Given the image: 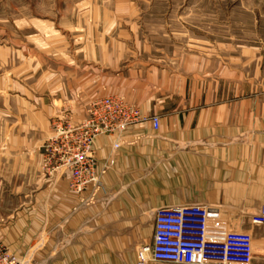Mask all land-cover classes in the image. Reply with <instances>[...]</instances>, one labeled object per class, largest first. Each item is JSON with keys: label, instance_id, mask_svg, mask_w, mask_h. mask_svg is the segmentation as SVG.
Returning a JSON list of instances; mask_svg holds the SVG:
<instances>
[{"label": "crops", "instance_id": "0c3cea01", "mask_svg": "<svg viewBox=\"0 0 264 264\" xmlns=\"http://www.w3.org/2000/svg\"><path fill=\"white\" fill-rule=\"evenodd\" d=\"M236 4L238 17L217 4L207 37L170 49L130 26L40 50L37 95L6 102L0 120V241L21 264H138L154 213L193 204L219 211L211 239H243L264 264V226L252 222L264 207V0ZM112 95L149 120L95 141L99 169L114 165L100 190L77 194L69 174H49L43 146L53 119L80 125Z\"/></svg>", "mask_w": 264, "mask_h": 264}, {"label": "rangeland", "instance_id": "374dc122", "mask_svg": "<svg viewBox=\"0 0 264 264\" xmlns=\"http://www.w3.org/2000/svg\"><path fill=\"white\" fill-rule=\"evenodd\" d=\"M238 1L243 0H0L1 122L9 104L14 107V98L22 92L37 95L39 62L49 63V55L40 50L50 43L62 44L65 36L68 41L80 34L101 36L112 29L122 33L135 26L141 39L170 49L175 40L207 37V17L213 6L216 12L221 9L217 4H226L232 17H238ZM246 12L249 22L252 10ZM262 13L264 23V8ZM260 32L264 36V24ZM161 176L173 184V176Z\"/></svg>", "mask_w": 264, "mask_h": 264}, {"label": "built area", "instance_id": "2783aa9c", "mask_svg": "<svg viewBox=\"0 0 264 264\" xmlns=\"http://www.w3.org/2000/svg\"><path fill=\"white\" fill-rule=\"evenodd\" d=\"M51 136L43 146L50 175L69 174L70 188L77 194L98 191L104 176L114 163L101 169L94 143L101 136H120L128 128L149 120L141 110L112 95L89 103L87 118L80 125L70 120L53 119ZM158 132L160 119H150ZM119 144H115V150ZM219 218V211L207 205L193 204L161 208L154 213L155 230L152 245L140 248L138 264H252L253 248L243 239L213 240L209 223ZM253 224L264 226V207ZM0 264H20L0 241Z\"/></svg>", "mask_w": 264, "mask_h": 264}]
</instances>
